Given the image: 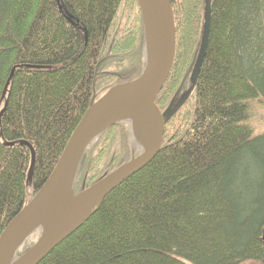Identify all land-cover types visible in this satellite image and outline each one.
I'll return each instance as SVG.
<instances>
[{
	"label": "trees",
	"instance_id": "obj_1",
	"mask_svg": "<svg viewBox=\"0 0 264 264\" xmlns=\"http://www.w3.org/2000/svg\"><path fill=\"white\" fill-rule=\"evenodd\" d=\"M205 1L171 0L177 46L156 100L163 113L192 87ZM212 9L196 88L166 118L158 156L40 264H264V133L248 124L252 102L264 103V0H212ZM145 47L137 0H0V236L91 104L144 72ZM123 127L88 148L75 193L128 161L112 152ZM24 142L35 149L31 180Z\"/></svg>",
	"mask_w": 264,
	"mask_h": 264
},
{
	"label": "water",
	"instance_id": "obj_2",
	"mask_svg": "<svg viewBox=\"0 0 264 264\" xmlns=\"http://www.w3.org/2000/svg\"><path fill=\"white\" fill-rule=\"evenodd\" d=\"M137 2L144 23L147 55L144 72L133 81L112 87L85 111L48 180L1 233L0 264H40L66 238L73 235L99 210L108 194L146 168L158 156L164 142L166 118L176 114L196 88L209 46L212 0L205 1L204 32L192 72V87L178 104L171 102L165 113L158 108L156 100L170 77L176 58L177 32L172 3L171 0ZM15 69L16 67L6 82L3 99L14 78ZM6 107L7 105L0 112V136ZM124 121L132 122L134 132L137 130V123L145 129L146 140L144 144L141 142L142 154L137 157L133 154L129 161L115 171L75 193L74 183L87 149L104 131ZM23 144L31 150L32 161L28 177L31 180L35 171V149L30 143ZM39 228L42 231L40 239L20 257H16L22 243L32 231Z\"/></svg>",
	"mask_w": 264,
	"mask_h": 264
},
{
	"label": "rangeland",
	"instance_id": "obj_3",
	"mask_svg": "<svg viewBox=\"0 0 264 264\" xmlns=\"http://www.w3.org/2000/svg\"><path fill=\"white\" fill-rule=\"evenodd\" d=\"M123 11H124V13H128V12H130V8L128 10L123 9ZM122 15H123V13H121L119 18H117L116 24L118 25L120 22V19H121V21H122L121 24L125 26L126 22L123 23V20H126L127 16H124V18H122L121 17ZM112 35L115 39L116 35H114V34H112ZM144 55H145L144 62H145V66H146V62H147L146 47H145ZM191 82L193 83V75L192 74L190 75V84H191ZM172 102H174V105H175V100H173ZM251 105H252V107H251L252 109H251V113H250L251 118H250L248 124L250 126H252V128L254 130V134L264 133V103L253 101ZM186 113H187V110H184V113L181 115L184 117V115ZM122 124L124 127L121 129V131H119L120 132L118 134L119 138H118V141L116 142L117 144H116L115 148H113L112 152H113L114 156L121 155V157H120L121 161H123L124 159L129 161L132 158L133 154L136 157L138 155L142 154L143 145H142V143L138 142V136H137V134H135V132L133 130L132 122L124 121V122H122ZM125 127L127 129H125ZM114 135H112V137H114ZM124 135H126V139L124 138V140L121 141L120 137H123ZM28 191H29V193L33 192L32 191V182H30L28 185ZM41 236H42V231L40 228L35 230L34 232L32 231L31 235H29L27 237V239L22 243V246L18 250L16 257H20V255H22V253H24L27 250H29L30 248H32L33 244H35L40 239ZM249 264H254V263L250 262Z\"/></svg>",
	"mask_w": 264,
	"mask_h": 264
},
{
	"label": "bare ground",
	"instance_id": "obj_4",
	"mask_svg": "<svg viewBox=\"0 0 264 264\" xmlns=\"http://www.w3.org/2000/svg\"><path fill=\"white\" fill-rule=\"evenodd\" d=\"M73 19V16H69V20H72ZM200 50V49H199ZM136 131L137 132V136H138V142H142L144 144V140H146L145 138V129L143 131L142 127L137 123V126H136ZM146 133H147V130H146Z\"/></svg>",
	"mask_w": 264,
	"mask_h": 264
}]
</instances>
